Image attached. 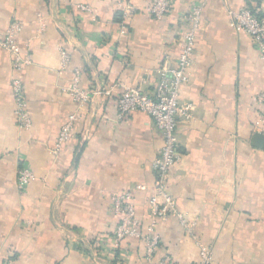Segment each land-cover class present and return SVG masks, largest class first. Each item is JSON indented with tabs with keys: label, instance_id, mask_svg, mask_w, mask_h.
Here are the masks:
<instances>
[{
	"label": "crops",
	"instance_id": "1",
	"mask_svg": "<svg viewBox=\"0 0 264 264\" xmlns=\"http://www.w3.org/2000/svg\"><path fill=\"white\" fill-rule=\"evenodd\" d=\"M151 4L0 0V264H157L166 257L198 264L202 246L212 264H264V132L255 124L264 60L229 14L249 6L264 15V0H171L161 19ZM194 4L203 17L180 94L193 103V118L179 121L181 158L168 183L187 225L176 214L159 223L161 242L149 261L142 239L115 245L111 197L131 190L148 229L164 138L147 113L120 117L118 97L127 85L152 92L160 70L176 66ZM12 22L22 23L18 42L31 60L20 72L1 44ZM77 69L82 88L110 91L80 110L67 90ZM14 74L25 84L30 128L16 117ZM78 111L71 138L57 148L63 124ZM22 168L35 175L24 188Z\"/></svg>",
	"mask_w": 264,
	"mask_h": 264
},
{
	"label": "built area",
	"instance_id": "2",
	"mask_svg": "<svg viewBox=\"0 0 264 264\" xmlns=\"http://www.w3.org/2000/svg\"><path fill=\"white\" fill-rule=\"evenodd\" d=\"M171 0H152L149 7L151 14L161 19L168 12ZM80 8H83V6ZM231 25L246 31L259 43L260 56L264 60V15H257L249 6L238 10L229 11ZM203 7L201 4H194L189 9L185 19L186 31L180 47V53L176 66L166 69L162 68L159 73V80L152 92L144 90L141 86H123L118 97L119 116L123 117L135 111H141L150 115L163 134V145L159 155L154 160L153 167L157 172L152 193L148 197L149 218L151 222L146 231L142 230V217L137 213L134 196L131 190H125L112 194V212L118 218V223L113 232L112 238L116 246L127 240L142 239L146 244V259L152 261L161 242V235L157 232L159 223L169 220L171 215L176 214L182 224L186 220L178 211L177 201L169 191L168 183L172 167L180 160L178 139V124L180 119L191 120L193 118V103H183L180 99L182 87L187 84L191 77V66L196 48L197 34L202 22ZM22 29L21 22H12L4 37L1 39L2 46L10 53L13 59V68L20 72L31 63L28 57H23L18 42V34ZM64 56L63 62H67ZM81 70L75 71L74 78L67 90L73 99L78 103L79 109H83L86 103L94 94H100L109 89L87 90L80 85ZM12 93L16 102V117L22 128H30L32 119L28 112V103L25 97V84L19 74L11 77L10 83ZM256 102L260 109V115L256 126L264 132V90L256 95ZM80 118V113H72L63 124L58 140L57 148L71 138L75 122ZM35 178L34 173L28 168H22L18 174V185L26 187ZM144 188V187H140ZM201 258L198 264H212L210 250L206 246L201 247ZM120 264H122L120 262ZM157 264H174L167 257Z\"/></svg>",
	"mask_w": 264,
	"mask_h": 264
}]
</instances>
